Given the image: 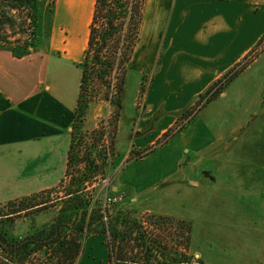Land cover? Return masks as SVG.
Returning <instances> with one entry per match:
<instances>
[{
  "label": "crops",
  "instance_id": "1",
  "mask_svg": "<svg viewBox=\"0 0 264 264\" xmlns=\"http://www.w3.org/2000/svg\"><path fill=\"white\" fill-rule=\"evenodd\" d=\"M94 3L54 0L50 7L48 0H38L48 31L43 46L17 56L12 48L0 45L1 204L55 187L65 177L81 79L79 64ZM263 33L264 0H144L141 45L133 54L145 74L152 71L143 113L136 121L138 132L149 131L138 141L133 140V145H152L175 124L177 112L192 104L247 54ZM257 62L258 56L166 142L126 164L116 177L118 190L132 197L152 193L162 181L181 180L184 170L194 172L195 158L205 154L218 158L230 152V139L243 130L242 118L257 94L246 104H238L235 120L228 126H210L214 118H209L214 115L228 120L231 114L224 101L233 96L230 85ZM261 84H254L257 90ZM243 96L247 99L245 89L240 99ZM211 104L216 107L209 111L208 120L201 119ZM157 112L161 115L155 117ZM201 185L200 181L192 188ZM189 223L188 253L192 260L196 258L202 264H264V245L262 253L247 259L240 256L238 261L195 251L192 221ZM82 246L74 264H109L105 234L85 237Z\"/></svg>",
  "mask_w": 264,
  "mask_h": 264
},
{
  "label": "rangeland",
  "instance_id": "2",
  "mask_svg": "<svg viewBox=\"0 0 264 264\" xmlns=\"http://www.w3.org/2000/svg\"><path fill=\"white\" fill-rule=\"evenodd\" d=\"M48 1L51 7L54 0ZM36 17L35 27L33 22L27 20L22 29L7 30L6 37L3 39L9 43L1 44L0 42V45L10 48L16 45L17 51L33 42L34 45L28 48V51L31 48L43 46L48 31L44 16L41 17L38 1ZM18 19L20 20V18ZM140 40L141 34L139 33L135 45L136 51L141 45ZM156 59L158 60V57ZM138 64L136 55L132 54L125 75L122 94L123 107L121 113L119 112L120 116H115V110L108 101L96 98L90 102L84 120H82V127L79 131L85 135L84 140L93 142L95 137L99 139L98 145L96 142L95 145L97 150L102 151V156L110 147V157L107 159L106 155L105 167L104 164L102 165L105 175L100 182L92 181L90 190L93 189L94 196L97 195L98 197L99 195L101 198L108 194L115 195L117 201L110 207L111 211L115 207L127 209L132 216L142 220L147 215L166 216L172 219L175 225L182 221L183 226H186V223L191 220L192 247L195 251L202 252L203 255L212 253L219 258L228 257L238 261L240 256L247 259L262 253L264 245V52L258 55V62L253 68L247 69L230 85L233 96L229 101H224L229 106L228 111L231 114L229 118L227 117L228 120L224 122L223 120L226 118H216L214 115L209 118V111H213L218 102L215 105L211 104L213 106H208L201 115L203 120L214 118L210 126H228L230 121L235 120L239 109L238 104H246L257 94L253 103L251 102L252 105L249 104L246 116L242 118L243 130L236 133L232 137L233 139H230L233 142V148L230 152L218 158H208L206 154L201 159L195 158L194 172L192 170L184 172V170L181 174L183 177L181 180L179 178L162 181L156 191L132 197L125 190H118L116 177L126 164L140 160L145 156L127 161L130 151L145 153L146 149L151 146L136 148L133 145V140L138 141L139 137L146 136L145 133L149 131L148 129L146 132H138L136 121L143 113L144 97L149 88L152 71L145 74L141 70L142 66ZM259 82L262 84L257 90L254 84ZM244 89L248 93L247 99L246 96L240 99L241 91ZM195 100L189 106H192ZM157 115H161V113L157 112L155 117ZM111 120L115 125V136L112 144L106 139L103 130L104 123ZM154 122L152 121L151 126ZM93 131L97 133L95 132V134ZM156 141L152 144L153 146H156L154 145ZM75 143L77 144L76 147H83L80 139H76ZM157 147L159 146H156L155 149ZM77 153L78 155L81 154L80 151ZM126 153L128 154L125 155ZM101 177V175L97 176V178ZM200 181L203 185L193 190L192 187H196V183ZM207 183L209 187L206 186ZM63 192L64 188L59 187L56 192L49 190L9 203H0V214L2 215L0 224L5 219V215L10 214L21 205L27 206L47 201L46 209L36 214L34 218L32 215L22 213L21 216L25 219H18L17 223L15 221L13 235L24 237L27 233L46 225L51 220L57 209V206H52V201L62 196ZM56 204L59 205L60 201ZM32 211L34 210H30V212ZM151 227L149 226V229ZM167 230L169 234L166 233L165 239H160V244L168 247L164 250L166 256H163L160 252L161 249L157 248L159 251L151 252L150 264H176L177 261L183 259L180 251H183L184 248V237H181V232L178 233L174 228ZM150 233L152 239H155L154 233H158V231ZM209 244L212 246H208ZM176 252V260L171 259L170 257H175ZM2 255L5 256V253ZM188 257L190 260L193 259L189 253L187 254ZM48 258V255L33 254L25 260L24 264H47ZM0 260L6 262L4 257ZM132 261L140 262L141 257L133 258ZM193 261L194 264H197L196 258Z\"/></svg>",
  "mask_w": 264,
  "mask_h": 264
},
{
  "label": "trees",
  "instance_id": "3",
  "mask_svg": "<svg viewBox=\"0 0 264 264\" xmlns=\"http://www.w3.org/2000/svg\"><path fill=\"white\" fill-rule=\"evenodd\" d=\"M37 1L0 0L1 44L9 43L3 39L6 37L7 30L22 29L27 20L33 22L35 27ZM143 6L144 0H95L88 25L84 57L79 64L81 79L72 123L71 142L67 152L65 177L55 187L39 191L54 190L56 192L59 187H62L63 195L52 201V206H57V209L51 220L24 237L13 235L15 221L22 217V213L34 215L45 210L47 201L27 206L21 205L5 215V219L0 224V258L4 257L6 262L0 260V264H24L25 260L33 254L48 255L47 264H74L82 251L84 238L91 234H105L109 264H150L151 252L159 251L157 248H160L161 254L166 256L164 250L168 247L161 245L160 239H165L166 233L169 234L167 229L173 228L178 233L181 232V237L185 239L183 251H180L183 259L176 264H194L193 260L187 258L191 230L189 222L186 226H183L182 221L175 225L169 217L155 215H147L142 220L132 216L129 210L120 207H115L111 211L110 207L103 205V197L94 196V190H90L92 181L100 182L105 175L102 165L104 164L105 167L106 155L107 159L110 157V147L102 156V151L97 150L95 145L99 139L95 137L93 142L84 140L85 135L79 131L82 127L81 123L90 102L96 98L108 101L115 110V116H120L123 107L125 75L139 38ZM33 45L34 42L23 46L19 51L14 45L13 54L21 56ZM263 51L264 33L247 54L197 96L192 106L177 112L175 124L163 132L154 145H162L179 131L193 115L216 98ZM114 129L112 120L104 123V135L106 134L105 137L111 144L114 141ZM76 139H80L84 148L76 147ZM156 146L151 145L145 153L130 151L127 161L149 154ZM77 151L81 154L78 155ZM98 175L102 177L97 178ZM20 199L10 200L7 203ZM58 201H60L59 205L56 204ZM30 210L34 211L30 212ZM1 216L0 214V218ZM149 226H152L151 229ZM153 230L158 233H154ZM150 232L155 234V239H152ZM4 253L5 256L2 255ZM176 255L177 252L175 257L170 258L176 260ZM137 257H141L140 262L132 261ZM197 264L202 263L197 261Z\"/></svg>",
  "mask_w": 264,
  "mask_h": 264
},
{
  "label": "built area",
  "instance_id": "4",
  "mask_svg": "<svg viewBox=\"0 0 264 264\" xmlns=\"http://www.w3.org/2000/svg\"><path fill=\"white\" fill-rule=\"evenodd\" d=\"M117 201V197L115 195H112V194H108V195H105L104 198H103V205L104 206H107V207H111L112 204H115V202ZM106 217H104L105 219Z\"/></svg>",
  "mask_w": 264,
  "mask_h": 264
},
{
  "label": "water",
  "instance_id": "5",
  "mask_svg": "<svg viewBox=\"0 0 264 264\" xmlns=\"http://www.w3.org/2000/svg\"><path fill=\"white\" fill-rule=\"evenodd\" d=\"M1 240V239H0Z\"/></svg>",
  "mask_w": 264,
  "mask_h": 264
}]
</instances>
